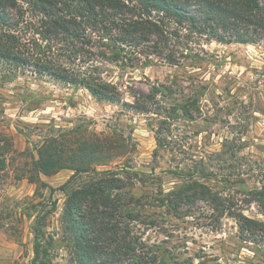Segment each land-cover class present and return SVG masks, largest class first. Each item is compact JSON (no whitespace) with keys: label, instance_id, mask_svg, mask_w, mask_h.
<instances>
[{"label":"trees","instance_id":"trees-1","mask_svg":"<svg viewBox=\"0 0 264 264\" xmlns=\"http://www.w3.org/2000/svg\"><path fill=\"white\" fill-rule=\"evenodd\" d=\"M199 40L246 45L264 41V0H0V80L30 73L140 114L166 111L157 98L175 101L171 88L134 92L128 102L108 79L107 68L148 67L152 57L177 66L184 51ZM196 101L189 98L179 107L184 118L193 119ZM157 141L164 147L162 138L157 136ZM135 148L132 139L117 132L96 133L87 124L54 126L43 137L26 174L36 186L34 198L55 191L43 176L62 170L73 175L56 189L65 199L55 234H48L46 220L57 211L56 201L44 215L41 204H32V212L21 215L33 219L32 264H53L55 250L62 248L71 264H193L154 247L144 235L160 223L165 230L171 220L197 213L214 231L221 220L232 219L241 241L264 244V156H248L244 144L227 139L219 153L200 159L194 170L181 169L186 180L165 191L156 179L127 164L102 169L132 155ZM10 150L9 141L0 137V171ZM239 167L261 176L262 185L247 189L241 180L244 191L238 197L210 184V179H222L223 189L236 185ZM252 204L260 208L261 218L245 213L244 207Z\"/></svg>","mask_w":264,"mask_h":264},{"label":"rangeland","instance_id":"rangeland-1","mask_svg":"<svg viewBox=\"0 0 264 264\" xmlns=\"http://www.w3.org/2000/svg\"><path fill=\"white\" fill-rule=\"evenodd\" d=\"M184 54L177 66L152 57L148 67L107 68L108 79L118 85L128 102L133 101L131 93L170 87L179 105L159 95L157 99L166 109L160 114L145 115L127 110L122 103L99 102L84 89L64 87L30 73L0 80V137L11 147L5 168L0 171V264H32L33 219L23 220L21 216L32 212V204H41L38 209H43L44 215L56 201L57 211L48 215L46 228L51 235L59 229L65 196L56 189L73 172L62 170L52 177L43 176L55 191H44L41 198H34L36 186L26 179L36 146L54 126L87 124L93 132H117L132 139L136 144L132 155L102 169L117 170L127 164L156 179L165 191L181 186L186 180L182 172L194 170L195 163L210 153H219L227 139L244 144L248 156H264V41L246 45L199 40ZM194 97V117L188 120L179 107ZM157 136L164 147L159 148ZM236 171V185L223 189L222 179H210V184L215 190L238 197L244 191L239 181L244 180L247 189L262 185V177L248 167ZM244 208L248 216L261 218L258 205ZM199 214L171 220L165 230L161 223L146 229L144 238L193 264H264V244L241 241L235 221L224 218L214 231ZM54 253L53 264H71L63 248Z\"/></svg>","mask_w":264,"mask_h":264}]
</instances>
